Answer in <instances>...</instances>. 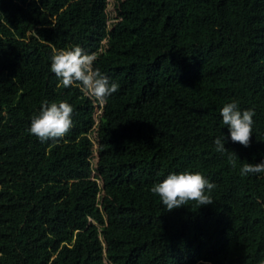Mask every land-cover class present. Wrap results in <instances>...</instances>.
<instances>
[{
    "label": "trees",
    "instance_id": "1",
    "mask_svg": "<svg viewBox=\"0 0 264 264\" xmlns=\"http://www.w3.org/2000/svg\"><path fill=\"white\" fill-rule=\"evenodd\" d=\"M0 0V264H264V0ZM79 44L120 87L60 84L51 57ZM73 126L41 141L43 101ZM255 110L233 167L220 108ZM100 111V113H97ZM200 171L212 204L168 210L150 188Z\"/></svg>",
    "mask_w": 264,
    "mask_h": 264
},
{
    "label": "clouds",
    "instance_id": "2",
    "mask_svg": "<svg viewBox=\"0 0 264 264\" xmlns=\"http://www.w3.org/2000/svg\"><path fill=\"white\" fill-rule=\"evenodd\" d=\"M96 57L94 53L86 51L79 44L60 49L51 57V71L58 78L60 84L68 87L78 83L81 91L97 99H106L115 93L120 85L99 68H94ZM223 123L228 128V134L221 132L214 138L217 152L226 156L229 163L237 166L240 160L234 151L226 148L230 137L233 142H239L245 147L250 145L255 123V110L242 109L236 100L226 102L220 108ZM73 126V106L66 100L43 101L38 114H34L29 124L31 134L41 141L56 142L62 138ZM264 172V160L259 163H243L239 173L246 176L250 173ZM215 183L200 171L185 170L172 172L163 180L156 182L150 188L153 194L159 196L168 210L184 206L188 201H195L201 205L212 204L211 191Z\"/></svg>",
    "mask_w": 264,
    "mask_h": 264
},
{
    "label": "rangeland",
    "instance_id": "3",
    "mask_svg": "<svg viewBox=\"0 0 264 264\" xmlns=\"http://www.w3.org/2000/svg\"><path fill=\"white\" fill-rule=\"evenodd\" d=\"M116 0H109V6H108V12L110 13V16H111V19H110V22L111 24L113 22H115V11H114V3H115ZM97 113H100V111H97Z\"/></svg>",
    "mask_w": 264,
    "mask_h": 264
}]
</instances>
